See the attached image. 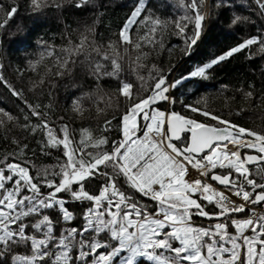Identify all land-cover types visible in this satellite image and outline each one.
Instances as JSON below:
<instances>
[{"label": "snow or ice", "instance_id": "snow-or-ice-1", "mask_svg": "<svg viewBox=\"0 0 264 264\" xmlns=\"http://www.w3.org/2000/svg\"><path fill=\"white\" fill-rule=\"evenodd\" d=\"M86 2L81 0L77 7ZM180 3L184 12L173 23L181 34L194 24V35L186 39L190 49L199 39L205 20L206 14L200 11L203 0ZM256 3L264 13V0ZM32 4L39 10L42 0H32ZM16 10L11 8L9 18ZM242 19L246 17L236 16L232 23ZM167 23L145 14V2L138 0L119 33L121 45H131L139 52L133 62L137 68L146 67L140 63L149 55L141 51L143 47H163L162 32ZM133 26L137 28L136 39ZM140 28H144L143 34H139ZM253 45L264 52V36L247 38L171 83L152 65L147 76L137 73L146 95L134 93V85L120 79L121 57L113 42L107 45L113 53L110 56L108 51L101 52L95 41L89 44L84 35L79 43L69 41V47L61 50L63 57L49 47L40 53V60L30 61L36 71L45 58L55 57L54 66L60 69L56 74L62 75L69 62L75 63L73 56L92 47L100 59L92 61L91 74L97 81L104 77L119 80V94L134 102L122 114V138L110 146L107 136L91 129H82L77 140L68 124L57 128L40 105H27L37 123L23 127L33 135H42L41 151L45 155V149L58 148L63 159L58 158L52 168L38 167L31 160L18 161L16 157L27 145L0 156V259L13 245L24 244L30 254L13 256V264H264V210L253 207L264 205V132L192 105L186 107L216 123L198 122L153 107L161 100L174 104L167 95L170 89L183 80L207 79L215 65ZM3 79L0 74V81ZM39 84H43L42 79L34 88ZM9 87L13 95L22 97L21 92ZM252 95L251 91L245 93L247 98ZM72 109L78 115L85 110L80 99L73 101ZM97 111L104 109L97 107ZM16 119L0 109V127ZM24 119L28 121L29 116ZM110 125L111 121H106L103 131ZM190 168L194 175H190ZM119 178L154 202V210L122 191ZM91 179L103 183L93 191L85 185ZM209 180L223 188L214 187ZM60 193L71 201L89 204L80 226L72 225L76 215ZM207 205H212V210H206ZM48 210H56L58 218L53 219ZM241 213L246 215L236 218ZM193 217L220 222L203 226ZM61 221L69 227L57 231Z\"/></svg>", "mask_w": 264, "mask_h": 264}, {"label": "trees", "instance_id": "trees-1", "mask_svg": "<svg viewBox=\"0 0 264 264\" xmlns=\"http://www.w3.org/2000/svg\"><path fill=\"white\" fill-rule=\"evenodd\" d=\"M80 2L47 0L44 4L42 0V7L36 10L32 0H0V5H3L0 8V74L4 78L0 81V109L17 118L0 127V156L18 152L19 146L27 145L23 153L16 157L18 161L31 160L38 167L52 168L58 163V158L63 159L62 149L58 148L45 149L48 153L45 155L41 151L42 135L39 132L33 135L23 127L25 123H37V119L30 115L29 104L40 105L49 122L57 128L68 124L77 140L82 129H91L95 134L107 136L109 146L115 137L122 138L121 117L134 100L129 101L119 94L120 81L110 77L99 81L95 79L90 65L100 57L92 47L73 56L75 63L69 62L62 75L56 74L60 69L54 66L55 57L45 58L33 71L29 62L40 60V53L49 47L57 56L63 57L65 54L61 50L69 47V41L74 45L86 35L89 44L95 41V46H99L101 52L108 51L111 56L113 53L107 45L113 42L121 57L120 79L131 82L134 93L140 91L141 95H146L140 88L137 73L147 76L152 65L160 69V74L171 83L181 80L194 67L225 54L247 38L264 36V13L256 0H203L200 11L206 16L201 38L195 47L189 49L186 39L194 35V24H189L181 34L173 23L184 12L180 0H144L145 14L168 23L162 32L163 47H143L141 51L149 55L140 63L146 67L137 68L133 62L139 52L131 45H121L119 33L138 0H87L77 7ZM188 2L185 0V4ZM12 7L17 10L9 18L8 12ZM236 16L246 19L233 24ZM143 32L144 28H140L139 34ZM136 34L137 28L133 26L134 39L137 38ZM169 72L172 73L170 76ZM209 73L207 79L183 80L176 88L170 89L167 95L175 103L168 102L169 112L175 111L198 122L216 123L186 107L192 105L245 128L264 132V52L259 50V46L253 45L233 54L215 65ZM153 75L156 73L153 72ZM41 79L43 84L34 88V84ZM9 85L21 92L22 97L13 95ZM249 91L253 94L251 98L245 96ZM77 99L85 109L83 115H78L72 109L73 101ZM97 107L104 111L98 112ZM26 115L29 116L28 121L24 119ZM106 121H111V125L108 131H103ZM101 183V179H91L85 185L95 191ZM118 186L136 201L147 205L150 211L154 210V202L130 189L123 178L118 179ZM59 195L69 201L66 206L76 215L72 225L80 226L82 213L89 204L71 201L65 193ZM206 210H212V206L207 205ZM48 214L53 219L59 216L56 210H48ZM245 215L241 213L236 218ZM193 220L199 225L220 222L203 217H193ZM67 227L69 225L61 221L57 231ZM27 254H30L28 246L13 245L11 251L0 259V264H13V256Z\"/></svg>", "mask_w": 264, "mask_h": 264}, {"label": "rangeland", "instance_id": "rangeland-1", "mask_svg": "<svg viewBox=\"0 0 264 264\" xmlns=\"http://www.w3.org/2000/svg\"><path fill=\"white\" fill-rule=\"evenodd\" d=\"M166 103H167V101H163V100H161V101H158L153 107H155V108H157V109H159V110H165L166 109ZM121 139V137H115L113 140H112V142L113 141H118V140H120ZM243 218V217H242ZM225 222H227V220H225ZM199 225V224H198ZM203 226H207V225H203ZM231 230V229H230Z\"/></svg>", "mask_w": 264, "mask_h": 264}, {"label": "built area", "instance_id": "built-area-1", "mask_svg": "<svg viewBox=\"0 0 264 264\" xmlns=\"http://www.w3.org/2000/svg\"><path fill=\"white\" fill-rule=\"evenodd\" d=\"M189 171H190V175H194V174H195V171L192 170L191 168L189 169ZM209 182H210L211 184H213L214 187H217V188L222 189L221 187H219L218 185H216V184H215L214 182H212L211 180H209ZM234 199H237V200H238V198H235V197H234ZM205 203H206V202H205ZM253 207H257V208H259L260 210H264V205H261V206H253Z\"/></svg>", "mask_w": 264, "mask_h": 264}, {"label": "water", "instance_id": "water-1", "mask_svg": "<svg viewBox=\"0 0 264 264\" xmlns=\"http://www.w3.org/2000/svg\"><path fill=\"white\" fill-rule=\"evenodd\" d=\"M200 38H201V30H200L199 39H197L196 43H195L194 45H192L191 47H195V46L199 43ZM171 74H172V73L169 72V73H168V76H170ZM184 135H185V136H188V135H190V134L185 133ZM212 182L216 183L215 181H212ZM216 184H217V183H216ZM217 185H218V184H217ZM218 186H219V187H223V186H220V185H218Z\"/></svg>", "mask_w": 264, "mask_h": 264}, {"label": "bare ground", "instance_id": "bare-ground-1", "mask_svg": "<svg viewBox=\"0 0 264 264\" xmlns=\"http://www.w3.org/2000/svg\"><path fill=\"white\" fill-rule=\"evenodd\" d=\"M212 206V205H211Z\"/></svg>", "mask_w": 264, "mask_h": 264}]
</instances>
